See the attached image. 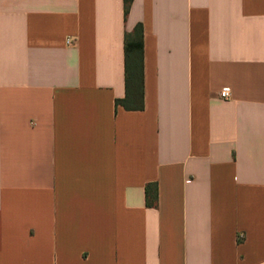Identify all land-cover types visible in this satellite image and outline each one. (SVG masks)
Instances as JSON below:
<instances>
[{"label":"crops","instance_id":"0c3cea01","mask_svg":"<svg viewBox=\"0 0 264 264\" xmlns=\"http://www.w3.org/2000/svg\"><path fill=\"white\" fill-rule=\"evenodd\" d=\"M0 264H264V0H0Z\"/></svg>","mask_w":264,"mask_h":264},{"label":"trees","instance_id":"16d2710c","mask_svg":"<svg viewBox=\"0 0 264 264\" xmlns=\"http://www.w3.org/2000/svg\"><path fill=\"white\" fill-rule=\"evenodd\" d=\"M132 0H125V17L128 15ZM125 73L126 96L117 100L116 104L126 110H142L144 108V64H143V26L136 25L134 30L126 33L125 41ZM157 184H150L146 189L147 204L157 205Z\"/></svg>","mask_w":264,"mask_h":264},{"label":"built area","instance_id":"2783aa9c","mask_svg":"<svg viewBox=\"0 0 264 264\" xmlns=\"http://www.w3.org/2000/svg\"><path fill=\"white\" fill-rule=\"evenodd\" d=\"M68 43H70V40H68ZM221 97H222L223 99H228V97H229V90L224 89V90L221 92Z\"/></svg>","mask_w":264,"mask_h":264}]
</instances>
